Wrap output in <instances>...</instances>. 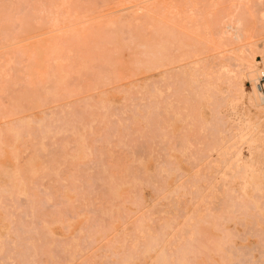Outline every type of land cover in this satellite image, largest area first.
Masks as SVG:
<instances>
[{
  "label": "rangeland",
  "instance_id": "374dc122",
  "mask_svg": "<svg viewBox=\"0 0 264 264\" xmlns=\"http://www.w3.org/2000/svg\"><path fill=\"white\" fill-rule=\"evenodd\" d=\"M260 6L243 41L236 0H0V264H264V165L229 171L224 94L246 43L264 68Z\"/></svg>",
  "mask_w": 264,
  "mask_h": 264
},
{
  "label": "bare ground",
  "instance_id": "6f19581e",
  "mask_svg": "<svg viewBox=\"0 0 264 264\" xmlns=\"http://www.w3.org/2000/svg\"><path fill=\"white\" fill-rule=\"evenodd\" d=\"M261 2L262 0H236L237 7H238L236 10L238 11V13L235 15V18L237 19L238 26L233 28L232 26L230 27V25L228 24L224 25V21L221 22L217 18L216 21L214 22V25L211 27V29H209L207 25L203 26V30L205 31L203 37L205 38L206 43H210V44L218 43L219 45H221L223 41L227 38V36L225 37V34L227 33L226 31H223V32L219 31L220 23H223L224 29L226 30L231 29L230 31L234 30L232 32L234 33L233 35H234L235 40L247 41L248 39H250L251 37H248L249 33L251 32L250 28L255 26L254 21L256 20H254L253 18L256 19L255 17L257 15L256 11H260L259 9H261V6H260ZM244 17H247L248 19L250 18V21L247 22V24L243 22ZM259 17H260V20L264 22V9H262L261 12H259ZM227 18H229V20H232L234 18V14L231 13L229 17ZM135 20H138V19H134V21ZM57 21L58 20L56 17L55 19H53L52 22L53 24H55ZM212 33H214L218 41L216 42L213 41L214 38L211 39V37L207 38V35H212ZM245 46L246 47H243V49L241 48L239 52L242 54L248 53L251 56L250 58L251 60L250 59H248V61L245 60V63L243 62V64L240 65L237 68V70L231 74L232 77L228 79L226 88L224 90L225 97H227V95L229 94H232V95L234 94V96L236 97L234 102L236 104L240 103V106L242 108L241 111L238 114H236V120H238V124L236 125L237 132L233 133V131H231L232 133L231 139L239 138V140H244L245 142L249 144L247 146L248 147V157L247 158H242L241 153H240L241 151L239 149L240 147H235L236 148L235 154H234L235 157L233 158V160H231L232 159L231 158L229 161H226V165H228L229 171L234 172L235 174H238L240 170H244V172L253 171L254 167L264 165V122H262V119H261L262 114H264V93H261V91H259L258 89V82L260 81V77L262 75L261 73L262 71H264V68L259 69V72H257V74H259L260 76L258 78H255L256 71L252 68H253L254 63H258L257 52H255V50L253 49H250L249 42L246 43ZM175 63H178V62H175ZM34 65H36L35 61L30 64V68H32ZM161 66H164V64H161V65L159 64V67ZM226 67L227 65L222 64L217 69L220 71L221 69H226ZM249 81H256V83L254 87H252L250 92H247L244 86H245V82L249 83ZM34 99L35 98L33 96L24 99L23 101L26 103L25 106H30ZM251 111H253L254 113L250 114ZM4 115L0 113V120L2 119ZM219 130L220 129L216 130V128L213 129L214 131L213 135H215V133L217 132V135L219 136L217 141L215 139L216 142L214 144L221 145L223 156H226L230 148H234V145H230L229 147H227L228 145H225V144H229V142L227 143L224 140L225 144L223 143L224 136L223 137L221 136L220 138ZM223 145L226 146L227 148H225ZM236 194L237 192L229 193V191H227L225 195L226 198H225L224 206L228 208L229 212H233L234 210H238V209H245L244 198H242L243 196L242 193L241 194L239 193L238 195ZM164 236H162L161 238L165 239ZM156 239H157V236L151 237L150 241L153 240L155 242ZM157 243L158 242H155L154 247L158 246ZM147 244H148L147 246L149 247V249L152 251L153 242L152 243L150 242ZM159 258H160V261L162 262L167 261L166 259L167 257L164 256L163 253H161Z\"/></svg>",
  "mask_w": 264,
  "mask_h": 264
},
{
  "label": "built area",
  "instance_id": "2783aa9c",
  "mask_svg": "<svg viewBox=\"0 0 264 264\" xmlns=\"http://www.w3.org/2000/svg\"><path fill=\"white\" fill-rule=\"evenodd\" d=\"M261 74L262 75L260 77V81L258 82V89H259V91H261V93H264V87H262V86H264V71H262Z\"/></svg>",
  "mask_w": 264,
  "mask_h": 264
}]
</instances>
